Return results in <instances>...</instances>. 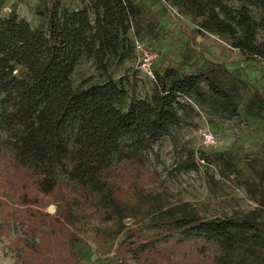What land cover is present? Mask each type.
I'll return each mask as SVG.
<instances>
[{"label": "trees", "instance_id": "1", "mask_svg": "<svg viewBox=\"0 0 264 264\" xmlns=\"http://www.w3.org/2000/svg\"><path fill=\"white\" fill-rule=\"evenodd\" d=\"M166 1L187 9L202 28L228 37L242 52L264 57V38L258 37L264 0ZM37 12L43 18L37 27L14 10L0 15V149H10L8 167L18 181L37 191L51 193L62 177L88 188L89 198L108 192L102 217L121 223L126 214L123 200L110 187L112 179L134 165L150 172L153 145L182 121L181 113L200 106L213 115H237V86H224L215 68L187 72L166 64L154 71L151 93L125 105L128 92L109 66L135 53L134 36L156 30L152 15L135 0H86L74 9L54 0ZM82 56L92 59L99 78L89 75L75 85L71 76ZM199 158L208 160L202 151ZM215 161L234 170L222 151ZM196 165L189 151L175 169ZM259 203L264 207V188ZM30 213L37 223L48 222L45 246L52 253L50 244H55L58 255L50 264H83L80 257L74 259L78 237L58 216ZM148 218L145 226L152 234L120 243L136 260L158 253L166 264L192 259L264 264L259 209L204 216L182 202L159 208Z\"/></svg>", "mask_w": 264, "mask_h": 264}, {"label": "rangeland", "instance_id": "2", "mask_svg": "<svg viewBox=\"0 0 264 264\" xmlns=\"http://www.w3.org/2000/svg\"><path fill=\"white\" fill-rule=\"evenodd\" d=\"M53 1L0 0V15L14 10L37 27L43 23L37 11ZM58 1L74 9L82 7L86 0ZM135 1L157 22L154 32L139 37L158 54L151 67L153 75L166 64L187 72L215 68L224 86L236 84L238 114L213 115L200 106L181 113L182 121L153 145L154 152L148 161L150 172L134 165L122 177L112 179L110 187H115L113 193L123 200L126 214L121 223L102 217L103 200L110 196L106 191L89 198L88 188L59 177L55 189L44 193L18 181L8 167L10 149L1 147L0 264L57 262L56 245L50 244L52 253L45 246V239L50 236L46 235V218L37 223L31 211L56 215L69 227L79 239L73 247L74 259L80 257L83 264H166L158 253L140 260L131 258L120 243L152 234L145 226L149 215L182 202L204 216L259 209L264 220V207L259 203L264 188V57L244 53L232 46L228 37L202 28L181 5L165 0ZM167 3L181 16H172ZM258 37L264 38V26L259 28ZM136 56L133 52L122 63L109 66L113 78L128 92L125 105L147 97L154 80L149 73L136 68ZM98 73L92 59L82 56L71 78L76 85L89 75L99 78ZM189 102L194 103L191 99ZM205 133H211L214 141L205 143ZM189 151L194 152L197 165L175 169V164ZM201 151L208 160L199 158ZM219 151L232 161L234 170L216 163ZM50 205L53 207L49 208ZM184 263L204 264L195 259Z\"/></svg>", "mask_w": 264, "mask_h": 264}, {"label": "built area", "instance_id": "3", "mask_svg": "<svg viewBox=\"0 0 264 264\" xmlns=\"http://www.w3.org/2000/svg\"><path fill=\"white\" fill-rule=\"evenodd\" d=\"M167 8L172 16L177 17V18L181 16L178 10L171 4L167 3ZM133 45H134V50L137 55L136 56L137 58L136 68H138L139 70H143L149 73L152 77H154L151 67L158 58L157 52L154 51L151 47H149L140 38L135 37V36L133 37ZM212 141H214V136L211 133H205L204 142L210 143Z\"/></svg>", "mask_w": 264, "mask_h": 264}, {"label": "water", "instance_id": "4", "mask_svg": "<svg viewBox=\"0 0 264 264\" xmlns=\"http://www.w3.org/2000/svg\"><path fill=\"white\" fill-rule=\"evenodd\" d=\"M52 207H53V205H50V206H49V208H52Z\"/></svg>", "mask_w": 264, "mask_h": 264}]
</instances>
